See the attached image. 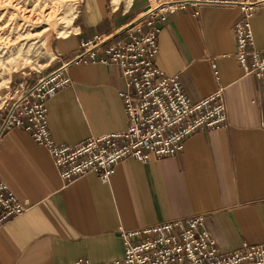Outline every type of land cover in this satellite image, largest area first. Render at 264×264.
Here are the masks:
<instances>
[{
	"label": "crops",
	"instance_id": "crops-1",
	"mask_svg": "<svg viewBox=\"0 0 264 264\" xmlns=\"http://www.w3.org/2000/svg\"><path fill=\"white\" fill-rule=\"evenodd\" d=\"M151 1L80 0L69 32L51 38L53 57L46 68L24 82L11 78L12 89L31 87L68 64L94 38L106 41L103 49L127 41L136 31L131 25L151 8ZM160 1L187 5L156 23L155 67L166 76L178 75L191 102L223 89L226 126L194 133L171 157L124 159L108 184L94 173L65 183L48 151L29 133L4 131L0 181L27 208L0 226V264L112 263L124 255L120 229L194 215L204 216L222 253L234 252L242 243L264 242V82L247 75L236 59L234 26L242 13L222 4L231 0ZM250 28L254 48L263 52L264 5L255 10ZM105 56L100 51L94 61L69 65L70 83L46 101L55 145L72 147L127 129L119 96L124 82L118 67L98 62Z\"/></svg>",
	"mask_w": 264,
	"mask_h": 264
},
{
	"label": "built area",
	"instance_id": "built-area-1",
	"mask_svg": "<svg viewBox=\"0 0 264 264\" xmlns=\"http://www.w3.org/2000/svg\"><path fill=\"white\" fill-rule=\"evenodd\" d=\"M222 4L237 6L242 13L234 26L237 62L247 75L264 82V51L254 48L250 28V19L264 0H231ZM186 5V1H162L131 25L136 31L128 35L127 41L103 49L106 41L94 38L84 43L82 52L68 64L41 76L31 87L19 84L0 108V136L13 128L29 133L37 145L48 151L65 183L94 173L101 183L108 184L116 165L124 159L145 162L171 157L183 149L184 142L194 133L225 127L223 89L191 102L178 75L166 76L154 65L160 32L156 23L165 22ZM100 51L106 56L99 63L120 69L124 89L119 96L128 116V127L124 132L91 137L72 147L55 145L47 128L46 101L70 83L66 73L69 65L94 61ZM26 208L27 203L19 201L0 181V226ZM119 235L124 244L123 258L103 264H264V242L242 243L234 252H220L202 215L133 231L120 229ZM75 264L91 263L78 260Z\"/></svg>",
	"mask_w": 264,
	"mask_h": 264
},
{
	"label": "rangeland",
	"instance_id": "rangeland-1",
	"mask_svg": "<svg viewBox=\"0 0 264 264\" xmlns=\"http://www.w3.org/2000/svg\"><path fill=\"white\" fill-rule=\"evenodd\" d=\"M79 1L0 0V108L13 90L11 78L24 82L46 68L49 42L69 32Z\"/></svg>",
	"mask_w": 264,
	"mask_h": 264
}]
</instances>
